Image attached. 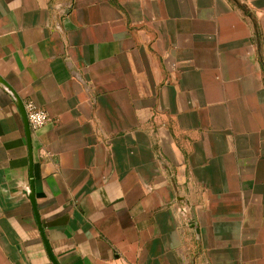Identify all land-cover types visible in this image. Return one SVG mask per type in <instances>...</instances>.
Here are the masks:
<instances>
[{"label":"crops","instance_id":"0c3cea01","mask_svg":"<svg viewBox=\"0 0 264 264\" xmlns=\"http://www.w3.org/2000/svg\"><path fill=\"white\" fill-rule=\"evenodd\" d=\"M263 64L264 0H0V264H54L32 193L59 264H264V178L216 157Z\"/></svg>","mask_w":264,"mask_h":264},{"label":"rangeland","instance_id":"374dc122","mask_svg":"<svg viewBox=\"0 0 264 264\" xmlns=\"http://www.w3.org/2000/svg\"><path fill=\"white\" fill-rule=\"evenodd\" d=\"M241 10L244 6L239 7ZM263 73H264V64H263ZM260 109H256L253 111V116L257 117L254 118V132H253V139L250 144H242V145H218L216 147V157L223 158L225 161L227 160L228 164V176L230 179H235L234 175H236L237 170L243 174L244 178L245 174H250V170L252 171V176H255L253 181L258 179V183L254 185L252 188L246 190V197L249 196H258L261 193L260 180L262 177L264 178V117L259 118ZM264 113V109H263ZM262 120L261 123L256 124L257 121L259 122ZM239 148V149H238ZM236 161V162H235ZM242 168L244 171H242ZM250 168V169H249ZM257 182V181H256ZM251 184V181L247 182L245 179L240 182H236L234 184V189L232 187L233 183L229 182V194H230V202H234L236 191L243 190L247 188L248 185ZM237 189V190H236ZM229 220L232 223L234 222H242L240 214H230Z\"/></svg>","mask_w":264,"mask_h":264},{"label":"water","instance_id":"95a60500","mask_svg":"<svg viewBox=\"0 0 264 264\" xmlns=\"http://www.w3.org/2000/svg\"><path fill=\"white\" fill-rule=\"evenodd\" d=\"M0 83H1L2 85H4L6 88H8L10 91L12 90V89L7 85V83H6L4 80H2L1 78H0ZM12 93H13V92H12ZM13 96L16 98V100H17L18 103H19V106H20V109H21V111H22V114H23V117H24V121H25V124H26V129H27V134H28L29 142L31 143V131H30V125H29V122H28V117H27V113H26L25 107H24L23 103L18 99V97H17L16 95H14V93H13ZM30 146H31V145H30ZM30 199H31L32 204H33V206H34V208H35V211H36V216H37V220H38V224H39V229H40V231H41V234H42V237H43V239H44L45 245H46V247H47V251H48V253H49V255H50V257H51L53 263H54V264H59L58 261H57V259H56V257L54 256V254H53V252H52V249H51V247H50V245H49V243H48V240H47V238H46V235H45L44 229H43V227H42V223H41L40 217H39L38 212H37L36 201H35V197H34V194H33V193H32V195L30 196Z\"/></svg>","mask_w":264,"mask_h":264},{"label":"built area","instance_id":"2783aa9c","mask_svg":"<svg viewBox=\"0 0 264 264\" xmlns=\"http://www.w3.org/2000/svg\"><path fill=\"white\" fill-rule=\"evenodd\" d=\"M30 129L33 131L39 130L44 127L49 121V114L36 106L33 102H29L25 107Z\"/></svg>","mask_w":264,"mask_h":264}]
</instances>
